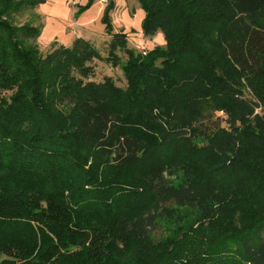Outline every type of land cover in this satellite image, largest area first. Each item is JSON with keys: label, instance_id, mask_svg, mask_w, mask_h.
I'll return each instance as SVG.
<instances>
[{"label": "trees", "instance_id": "1", "mask_svg": "<svg viewBox=\"0 0 264 264\" xmlns=\"http://www.w3.org/2000/svg\"><path fill=\"white\" fill-rule=\"evenodd\" d=\"M139 2L166 47L127 50L129 89L89 79V41L44 56L0 18V264H264V0Z\"/></svg>", "mask_w": 264, "mask_h": 264}, {"label": "rangeland", "instance_id": "2", "mask_svg": "<svg viewBox=\"0 0 264 264\" xmlns=\"http://www.w3.org/2000/svg\"><path fill=\"white\" fill-rule=\"evenodd\" d=\"M0 18L9 19L16 26H41L37 44L44 56L58 46H71L77 38L89 41L100 54L99 58L88 64L92 71L89 79L97 83L112 79L123 89L130 87L124 73L125 66L130 63L127 50H131L136 58H146L155 49L166 47L161 32L145 35L146 14L139 0H108V3L106 0H50L34 10L14 14L13 17H4L0 13ZM117 33L125 34L127 44L110 55V42ZM11 95L12 91L0 90L2 98ZM56 110L62 112L63 109ZM217 115L223 116L220 113ZM181 215L182 218L187 217L189 222L196 219V212L191 209L183 210ZM243 222L242 219L236 220L230 230H242ZM180 227L177 221L166 218L155 235L165 238L175 234Z\"/></svg>", "mask_w": 264, "mask_h": 264}]
</instances>
